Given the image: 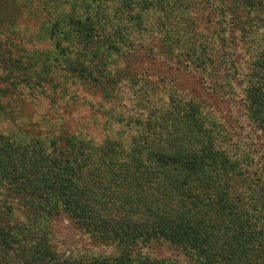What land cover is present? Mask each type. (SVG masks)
I'll use <instances>...</instances> for the list:
<instances>
[{
    "label": "trees",
    "instance_id": "obj_1",
    "mask_svg": "<svg viewBox=\"0 0 264 264\" xmlns=\"http://www.w3.org/2000/svg\"><path fill=\"white\" fill-rule=\"evenodd\" d=\"M147 62L224 78L264 138V0H0V264H264V163Z\"/></svg>",
    "mask_w": 264,
    "mask_h": 264
},
{
    "label": "rangeland",
    "instance_id": "obj_2",
    "mask_svg": "<svg viewBox=\"0 0 264 264\" xmlns=\"http://www.w3.org/2000/svg\"><path fill=\"white\" fill-rule=\"evenodd\" d=\"M44 19H46L45 15L41 14L40 9H37V13L33 15V19L29 21L28 24L36 29L39 28L41 21ZM228 39L233 41L236 46L240 43L239 39L233 37V35H229ZM37 47L43 49L42 46ZM143 65L149 69V73L152 75L168 76L171 78L173 83L178 87L182 86L183 89L192 93L189 96H200L201 99L205 100L200 101H202L206 107L209 106V110L213 111L218 118L226 117V120L230 123L231 136L230 141L227 140L229 141L230 151L242 149L248 154L253 155L256 163L259 165L264 163V138L261 135L260 130H258L255 124L248 118L242 90L230 89V86H225L226 80L220 78L219 87L217 88L219 91L214 93L211 88L212 82L204 78L205 76L201 72L197 73L182 68L176 69L175 67L168 66L167 63L155 65L147 62ZM128 107L129 108L126 109L127 115H124V117H130L128 113L135 114L134 110H132L134 107L132 105ZM223 122L227 123L225 120ZM122 126L123 125H121V127ZM64 220L65 219L60 220L59 224L57 223L58 232H55L57 233L59 241L58 245L62 250H68L70 247H73V251L70 250L71 253H79L86 257L87 255L97 254L96 252L107 254L110 250L112 251L109 247H105L102 244H96L94 240L93 245L88 243L91 241H89L84 234L82 235L75 230L71 223L69 224ZM151 249L153 250L149 253L153 256L167 258L174 264H195L181 249L173 247L167 243L156 244Z\"/></svg>",
    "mask_w": 264,
    "mask_h": 264
}]
</instances>
